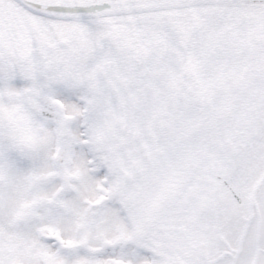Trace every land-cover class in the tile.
<instances>
[{
    "label": "snow or ice",
    "instance_id": "obj_1",
    "mask_svg": "<svg viewBox=\"0 0 264 264\" xmlns=\"http://www.w3.org/2000/svg\"><path fill=\"white\" fill-rule=\"evenodd\" d=\"M0 264H264V0H0Z\"/></svg>",
    "mask_w": 264,
    "mask_h": 264
}]
</instances>
